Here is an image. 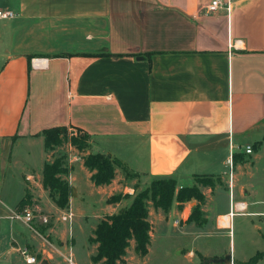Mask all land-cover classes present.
<instances>
[{
  "label": "crops",
  "instance_id": "crops-1",
  "mask_svg": "<svg viewBox=\"0 0 264 264\" xmlns=\"http://www.w3.org/2000/svg\"><path fill=\"white\" fill-rule=\"evenodd\" d=\"M210 1H0L1 10L14 14L0 18L7 20L3 26L8 27L9 44L0 53L4 57L0 68V193L15 144L25 143L28 161H34L28 168L31 172L19 174L21 180L16 178L19 191L11 188L5 200L0 199V264H27L21 247L39 257L34 264L44 260L65 264L49 245L63 252L70 247L74 254L75 241L65 242L72 232L65 237V228L51 229L58 243L46 245L34 224L9 218L14 209H30L19 207L26 194L28 203L37 206L40 202L43 210L55 216L65 211L41 183L43 164L49 160L42 131L54 126L88 133L91 153L118 158L129 172L140 174L146 185L157 177H173L178 185H187L195 174L228 175L232 149L237 157L230 184L217 189L223 190L227 200L214 208L211 196L204 208L207 222L230 233L232 217L223 219L232 202H244L246 214L240 215L256 219L251 224L260 233L264 217V0H222L229 9L212 13L206 10ZM124 142H131L136 154L133 164L121 157V148L113 149ZM248 144L250 154L243 152ZM37 145L39 152L32 157L31 147ZM214 150L218 153L210 155ZM115 172L116 177L118 167ZM90 176L83 162L71 166L67 180L72 186V222L78 218L74 202H90L94 210L93 206L105 201L107 214L128 204L118 207L123 199L107 202L117 188L115 179L96 186ZM189 208L185 207L187 213ZM156 211L153 220L149 211L151 228L164 221V212Z\"/></svg>",
  "mask_w": 264,
  "mask_h": 264
},
{
  "label": "rangeland",
  "instance_id": "rangeland-1",
  "mask_svg": "<svg viewBox=\"0 0 264 264\" xmlns=\"http://www.w3.org/2000/svg\"><path fill=\"white\" fill-rule=\"evenodd\" d=\"M6 21L7 20L3 19L0 20V53H3L4 50L9 47L8 37L6 35L8 27L3 26ZM3 63L4 57H0V68ZM67 133L68 138H70L71 135H73V137L79 135L74 128H68ZM85 143L86 146L84 150L76 149L69 141H67L60 146L54 147L52 150L45 149V151L48 154L49 160H52L55 156H63L65 162L75 168L76 165L83 162V158L90 153V138L86 139ZM122 145L123 146L113 147V149L121 148L118 149L122 155L121 157L125 158L128 163L130 162L133 164L136 159L134 155L136 154L134 151H131V142H124ZM28 148L29 147L25 143H21V145L15 144L13 146L10 162L4 170V189L3 192L0 193L1 200H5L4 196L11 188L16 189V192L19 191L18 186L14 185L16 184V178L21 180L19 174H22V172L24 174L31 172L28 168L31 166L30 164H34V161H28ZM38 148V145L31 147L33 150L32 157L35 155V151L37 153L39 152ZM217 153V150L210 151V155L212 156ZM202 159V157L198 158L200 162ZM118 169V175L114 178L117 188L113 190L112 195L120 194L127 196L121 201L118 206L120 207L125 203H129L135 193L148 186L150 182L146 185V183L144 184L140 179V174L137 173V175L127 176L122 168L118 167ZM130 173L133 174L132 172ZM205 181H212L214 187L209 189L204 183ZM225 184H230V174L218 175L210 178L195 174L187 185H178L177 183L176 190L181 186L197 187L203 195V202L200 203L196 198H191L182 203L174 201L171 209L167 213L162 214L164 221L156 227L153 225V228H151V239L147 254L143 257L137 255L133 250L132 243L127 248L124 261L120 264H239L253 256L257 251H263L264 217L260 219V233L256 231L251 224L252 221H256V219L248 215H240L237 213L233 215L231 218L232 229L230 233L228 229L218 228L216 224L207 222L208 219L206 218L204 208H206L208 202H210L211 196L214 208H220L224 204V201L225 199L227 200L228 196L225 195L223 190L217 189L222 186L225 187ZM28 197H26V200ZM37 203V206H35L36 203H29L26 206L27 208H30L29 211L34 216L32 221L34 228L43 236V238L56 244L58 241L53 239L51 229L59 228V230H64L65 228V237H68L72 232L71 236L65 239V242L69 244L68 239H70V242L75 241L72 250L74 251L73 258L76 264H102L101 262H93L91 260V256L95 254L96 249H94V243L89 241V237L92 236L93 227L96 224L95 222L108 213V211L104 209L106 206L105 201L93 206L95 208L94 210L90 208V202H74L72 207L78 218L72 223L64 222L60 219L61 215L70 211L69 209L65 210L63 214L58 211L56 212L57 216H55L47 210H43L40 202ZM191 203L192 205L189 206ZM196 205L200 206L202 216L206 219L204 224L197 225L193 221H186L183 223V220L178 224H174V219L178 217L179 212L183 207H190L189 211L191 214ZM0 206L3 207L1 202ZM153 210L156 211L160 209H155L152 204L149 203V211L153 213L152 220L153 216H157V211L155 212ZM35 211L36 213L34 215ZM40 211L43 213L40 214ZM43 217L47 218V222H44ZM57 220L58 224H56ZM184 224H190L191 228L185 226L186 230L185 228L183 229L182 226ZM227 255L231 256L232 262H229L228 260L226 263L213 261V259L224 258ZM18 264L23 263L19 261ZM257 264H264V258Z\"/></svg>",
  "mask_w": 264,
  "mask_h": 264
},
{
  "label": "trees",
  "instance_id": "trees-1",
  "mask_svg": "<svg viewBox=\"0 0 264 264\" xmlns=\"http://www.w3.org/2000/svg\"><path fill=\"white\" fill-rule=\"evenodd\" d=\"M67 129L65 126L44 129L42 131L44 148L52 150L54 147L69 141L76 149L84 150L85 140L89 138L88 133L74 128L79 135L74 137L71 135L68 138ZM232 157L234 160L237 154L233 153ZM83 165L91 172L90 178L96 186L109 184L115 177L117 167L122 168L127 176L135 174H131L118 158L108 153L90 152L83 158ZM70 169L71 165L65 162L63 156H55L52 160L44 162L41 171L42 186L48 190L49 196L56 206L65 210L70 207L72 195V186L67 180ZM202 176L210 178L218 175L204 174ZM204 183L211 189L214 187L212 181H205ZM176 185L177 181L173 177L154 178L148 186L135 193L127 205L115 213L106 214L102 217L93 229L92 236L89 237V241L96 244V251L91 256V260L102 264H120L124 261L127 248L132 243L134 252L141 257L145 256L151 239L149 203L155 209L167 213L174 201L182 203L191 198H196L200 203L203 202V195L197 187L181 186L176 190ZM26 197L27 194L19 201L20 209L29 204ZM124 197L127 196L111 195L107 202H118ZM186 221H193L197 225L206 222L199 205L193 208ZM262 258H264V250L257 251L253 256L239 264H256Z\"/></svg>",
  "mask_w": 264,
  "mask_h": 264
},
{
  "label": "built area",
  "instance_id": "built-area-1",
  "mask_svg": "<svg viewBox=\"0 0 264 264\" xmlns=\"http://www.w3.org/2000/svg\"><path fill=\"white\" fill-rule=\"evenodd\" d=\"M221 8H225V9H229L228 3H224L222 0H211L207 5H206V10L207 12H215ZM13 12L10 10H1L0 9V18L6 19V18H10L13 17ZM243 152H245L246 154H249L252 152V146L250 144L245 145L243 148ZM233 151L231 149V152L229 154V157L227 159V164L230 167V176H231V171H232V166H233V157H232ZM246 210V204L244 202H232L230 204V210L228 212V214L224 217V221H226L227 217H232L233 215H235L236 213L238 214H246L245 212ZM190 213H187L185 208L182 209L181 215H179V217L174 219V224H178L181 220H186L188 218ZM72 213L71 211L64 213L63 215H61L60 219L64 222H68L71 223L72 222ZM10 219L13 220H17V221H23L27 224H32L33 221V214L26 208L22 209V210H14L11 211L10 215H9ZM44 222H47V218L43 217ZM44 243L46 245H48V241L44 238ZM49 247L53 250H56L58 252V254L62 257L63 261L65 264H76L73 258V254L71 251V248L68 247L66 252L60 251L58 250L56 247H54L53 245H49ZM20 254L22 255L24 261L27 264H34L36 262H38V257L34 254H31L28 249L26 247H21L19 249Z\"/></svg>",
  "mask_w": 264,
  "mask_h": 264
},
{
  "label": "water",
  "instance_id": "water-1",
  "mask_svg": "<svg viewBox=\"0 0 264 264\" xmlns=\"http://www.w3.org/2000/svg\"><path fill=\"white\" fill-rule=\"evenodd\" d=\"M229 261V262H231V256L230 255H227L226 257H224V258H216V259H213V261H215V262H222V263H226V261ZM42 264H47L46 263V261L44 260L43 262H42Z\"/></svg>",
  "mask_w": 264,
  "mask_h": 264
}]
</instances>
